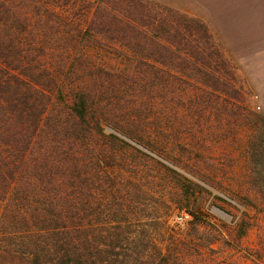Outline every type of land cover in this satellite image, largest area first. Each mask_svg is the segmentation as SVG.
Instances as JSON below:
<instances>
[{
    "label": "trees",
    "instance_id": "obj_1",
    "mask_svg": "<svg viewBox=\"0 0 264 264\" xmlns=\"http://www.w3.org/2000/svg\"><path fill=\"white\" fill-rule=\"evenodd\" d=\"M252 96L212 26L179 9L0 0V264H187L217 253L224 237L192 227L185 239L170 218L205 221L196 194L218 185L199 160L227 146L244 154L258 202L239 203L264 209V115ZM155 166L170 191H155ZM230 248L264 264V245Z\"/></svg>",
    "mask_w": 264,
    "mask_h": 264
},
{
    "label": "rangeland",
    "instance_id": "obj_2",
    "mask_svg": "<svg viewBox=\"0 0 264 264\" xmlns=\"http://www.w3.org/2000/svg\"><path fill=\"white\" fill-rule=\"evenodd\" d=\"M155 1L202 18L212 26L252 91L253 96L248 100L250 107L255 112L264 115L261 101L255 99V93L264 97V0ZM106 132H108L107 129ZM248 134V131L242 133L239 139L241 145L247 139ZM221 149L215 148L213 149L214 154H205L209 158L204 157L199 160L202 171L210 174L216 186L218 185L216 188L205 186L211 193L209 196L196 194L199 201L207 199L204 206L205 221L197 222L190 216H185L183 212L175 210L171 215L170 225L178 226L179 233L185 239L191 237L192 227L205 230L208 233L215 232L225 239V244H215L214 249L218 250L217 253L211 254L202 250L199 257L185 258L187 264H259L252 258L247 259L231 252L230 247L235 245L253 250L264 245V209L260 210L262 207L259 205L244 209L239 203V199L248 197L258 204L254 200L253 192L247 188L246 160L244 154L237 148L234 150L227 146V149L223 151ZM204 160L205 163H203ZM148 166L151 168V164ZM146 170L145 177L147 176ZM152 172L158 178L155 191L161 192L165 188L170 191L172 184L166 179L167 174L162 167L155 166ZM180 172L186 174L187 176H185L193 182H200L186 172L182 170ZM199 184L202 185V183ZM147 186L148 182L145 179V187ZM217 196L223 200L217 199ZM150 203L153 205L154 201ZM147 204L149 201L145 200V205ZM243 211L247 214L246 219L251 221H249L251 226L246 235L238 240L235 231L243 216ZM146 233L147 228H145V240Z\"/></svg>",
    "mask_w": 264,
    "mask_h": 264
},
{
    "label": "crops",
    "instance_id": "obj_3",
    "mask_svg": "<svg viewBox=\"0 0 264 264\" xmlns=\"http://www.w3.org/2000/svg\"><path fill=\"white\" fill-rule=\"evenodd\" d=\"M255 99H259L262 103V107H264V97L260 94L255 93Z\"/></svg>",
    "mask_w": 264,
    "mask_h": 264
},
{
    "label": "water",
    "instance_id": "obj_4",
    "mask_svg": "<svg viewBox=\"0 0 264 264\" xmlns=\"http://www.w3.org/2000/svg\"><path fill=\"white\" fill-rule=\"evenodd\" d=\"M108 132H110V129H107Z\"/></svg>",
    "mask_w": 264,
    "mask_h": 264
}]
</instances>
